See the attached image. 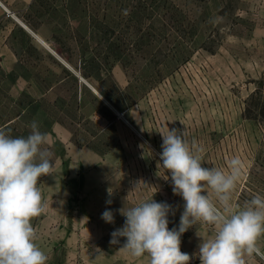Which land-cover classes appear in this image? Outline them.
I'll return each instance as SVG.
<instances>
[{
	"label": "crops",
	"instance_id": "obj_1",
	"mask_svg": "<svg viewBox=\"0 0 264 264\" xmlns=\"http://www.w3.org/2000/svg\"><path fill=\"white\" fill-rule=\"evenodd\" d=\"M89 1L0 0L1 105L16 115L6 125L16 121L31 131L38 117L46 144L63 147L37 186L56 199L49 208L76 211L79 233L56 237L64 246L50 251L48 264H73L77 256L80 264H149L147 254L135 258L119 250L126 238L116 245L110 240L124 226L121 211L152 198L172 206L168 228H178L185 201L161 166L162 144L148 133L168 124L154 120L152 92L134 87L115 50V29L104 27ZM105 210L114 223L102 219ZM213 236V227L199 222L182 234L189 264H200L199 245ZM257 246L264 252V244ZM243 258L264 264L261 256Z\"/></svg>",
	"mask_w": 264,
	"mask_h": 264
},
{
	"label": "rangeland",
	"instance_id": "obj_2",
	"mask_svg": "<svg viewBox=\"0 0 264 264\" xmlns=\"http://www.w3.org/2000/svg\"><path fill=\"white\" fill-rule=\"evenodd\" d=\"M89 9L101 11L104 27L115 29V50L134 87L152 92L154 120L168 124L148 131L156 142L176 129L203 149L202 167L227 173L239 159L234 206L264 196V0H90ZM41 147L52 162L63 148L58 142ZM41 193L45 212L31 223L49 257L64 246L56 237L79 233L80 219L76 211L49 208L56 199ZM257 243L264 244V235Z\"/></svg>",
	"mask_w": 264,
	"mask_h": 264
},
{
	"label": "clouds",
	"instance_id": "obj_3",
	"mask_svg": "<svg viewBox=\"0 0 264 264\" xmlns=\"http://www.w3.org/2000/svg\"><path fill=\"white\" fill-rule=\"evenodd\" d=\"M161 135V166L171 174L173 193L185 201L179 226L169 230L172 206L152 198L121 211L126 217L124 226L111 234L110 243L116 245L120 237L126 238L119 250L135 258L147 254L149 264H189L192 257L181 251V236L199 222L214 229V236L199 245L200 264H245V255L264 258L257 246L264 235V196H254L242 208L232 203L242 176L239 159L229 162L227 173L205 168L203 149L195 141L190 145L185 132L168 129ZM46 143L47 134L35 121L26 138L0 130V264H47L48 256L36 243L31 223L45 212L38 181L54 168L51 154L41 147ZM102 219L114 223L113 212L105 210Z\"/></svg>",
	"mask_w": 264,
	"mask_h": 264
},
{
	"label": "trees",
	"instance_id": "obj_4",
	"mask_svg": "<svg viewBox=\"0 0 264 264\" xmlns=\"http://www.w3.org/2000/svg\"><path fill=\"white\" fill-rule=\"evenodd\" d=\"M1 92V90H0ZM8 106L5 105L3 107V105H1V95H0V130L5 131L8 135L12 136V137H27L31 131L30 129L27 130L26 128L23 129V127L21 126H17V122L14 121L12 123H9L6 125V123L8 122V119L15 117V114H11L8 112Z\"/></svg>",
	"mask_w": 264,
	"mask_h": 264
}]
</instances>
